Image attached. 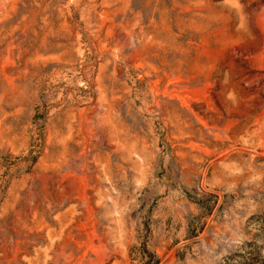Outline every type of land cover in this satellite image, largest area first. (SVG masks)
I'll return each instance as SVG.
<instances>
[{
    "label": "rangeland",
    "instance_id": "rangeland-1",
    "mask_svg": "<svg viewBox=\"0 0 264 264\" xmlns=\"http://www.w3.org/2000/svg\"><path fill=\"white\" fill-rule=\"evenodd\" d=\"M0 264H264V0H0Z\"/></svg>",
    "mask_w": 264,
    "mask_h": 264
}]
</instances>
